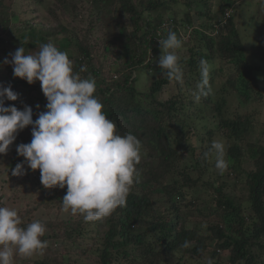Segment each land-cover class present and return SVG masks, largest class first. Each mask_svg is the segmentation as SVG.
I'll return each instance as SVG.
<instances>
[{"label":"trees","instance_id":"obj_1","mask_svg":"<svg viewBox=\"0 0 264 264\" xmlns=\"http://www.w3.org/2000/svg\"><path fill=\"white\" fill-rule=\"evenodd\" d=\"M7 1L0 0V8ZM33 1L41 3L40 0ZM57 1L61 4L62 15L75 10L73 0ZM89 1L91 11L85 19L89 23L85 28L87 34L78 37L63 25L61 19H58L55 29L28 26L31 32L27 35L30 40L27 53L39 50L42 44L60 36L55 41L56 46L68 54L73 62V71L81 78L91 76L95 79V96L103 104L107 118L116 124L117 134L132 133L141 141V158L144 162L136 165L137 176L125 206L117 207L111 215L97 221L86 222L82 215H72L70 211L65 218L44 221L47 231L41 239L48 242V247L42 254L43 258L32 262L16 255L15 264H50L46 260L50 251L49 243L55 241L63 244L61 257L64 260H67V255L71 254L70 250L74 247V251L78 250V255L88 261L90 257L86 254L90 249L79 250L84 245L82 238L95 227L99 232L104 228L103 245L97 248L96 256H93L90 264H187L189 261L208 264L209 260L212 264H264V143L256 144L248 139L251 118L248 115L227 117L223 111L225 100L214 102L212 117L215 118L216 129L230 143L228 175H233L237 181L241 173L245 176L242 179L243 197L236 195V200L229 193H224L226 181L223 180L217 186L203 181L211 156L205 159L204 153L210 145L203 147L202 153L196 156L194 151L197 147L188 142L193 134L189 120L202 117L201 111L188 112V108L195 106V95L199 92L197 85L201 82V60H206L210 71H213L209 73L211 91L203 95L205 102L213 103L212 82L216 75L223 72L212 66L216 62L227 61L236 68V71H229L226 82L231 91L237 93L243 103L261 99L262 90L256 80L258 71H255L258 67H253L244 58L243 44L233 23L234 15L224 17L225 12H232L240 0H215L218 6L216 11L211 9L213 0H197V7L202 5L206 10L196 9V16L208 22L198 26L195 22L197 19L190 12L178 19L170 8L171 3H178L177 0H135V3L133 0ZM94 1L101 8L97 12H94ZM193 3L194 0L186 1L189 8ZM50 9L54 15L55 8ZM168 12L171 15L166 19ZM104 14L113 18V31L109 34L102 31L103 43L98 52L102 61L113 58L117 66L115 69L105 66L108 61L101 62L100 56L94 54L95 48L86 40V36L94 31L97 21ZM187 27H194L189 36ZM1 30L0 46L3 47L0 49V61L4 54V44L16 51L28 43L15 47L12 45L14 36L5 39L9 27ZM170 31L175 32L182 41L187 36V42L190 43L187 56L180 55L182 85L169 81L159 68L161 47L158 40L165 39ZM10 66L0 69V86L11 87L18 94V99L14 102L5 99V107L15 106L22 111L26 105L20 100L21 92L27 101L30 100L28 107L32 108L35 121L41 112L47 111V99L41 84L36 81L30 85L25 80L15 78ZM82 67L86 71H81ZM140 70L151 74V81L145 90L137 88V73ZM171 83L177 86V93L166 100L160 99V94ZM17 139L20 144L30 143L32 127L20 131ZM147 152L151 153L150 157L153 154L157 158L154 167L144 158ZM9 160V176L17 187L30 185L34 190L42 192L37 205L53 207L58 212L63 210L62 198L67 187L45 188L41 178H33V175H41L39 170L28 168L24 157L19 156L16 150ZM247 160L251 162L252 168L244 171L241 166ZM17 164H24V174L13 176L12 170ZM188 169L195 170L197 177L194 178ZM198 183L207 186L212 196L208 207L198 212L204 219L188 228L179 206L184 202L188 208L196 207ZM185 190H192V196L188 198ZM174 196L178 198L177 201H174ZM18 215L22 220L21 227L26 228L31 223L26 218L30 216L28 209L19 210ZM208 216L216 218L215 221H205ZM66 242L71 245H66ZM185 242L188 243L187 248L182 246ZM207 249H211L212 254L205 257ZM224 252H228L226 262L222 259Z\"/></svg>","mask_w":264,"mask_h":264},{"label":"clouds","instance_id":"obj_2","mask_svg":"<svg viewBox=\"0 0 264 264\" xmlns=\"http://www.w3.org/2000/svg\"><path fill=\"white\" fill-rule=\"evenodd\" d=\"M158 42L162 51L161 74L182 85L177 51L183 46L182 39L170 31ZM4 63L12 65L16 78L30 85L40 82L47 111L33 121L31 107L25 106L22 111L15 106L5 107V99L14 102L18 94L11 87L0 86V155L7 153L18 132L31 126V142L18 145L16 151L24 157L28 168L39 170L45 188L67 187L62 198L63 211L80 214L90 222L125 206L137 176L142 144L132 133L117 134L116 124L107 118L103 104L95 96V79L81 78L75 73L68 54L51 41L31 53L21 46ZM81 71L86 68L82 67ZM200 71L196 101L211 91L210 66L206 60H201ZM211 154L215 155V168L223 174L229 167L225 143L214 140L204 158ZM22 174L24 164H17L12 175ZM21 225L15 209L0 206V264H15L16 255L25 258L42 255L48 247V242L41 239L47 231L43 223L32 222L26 228ZM182 246L187 248L188 243Z\"/></svg>","mask_w":264,"mask_h":264},{"label":"rangeland","instance_id":"obj_3","mask_svg":"<svg viewBox=\"0 0 264 264\" xmlns=\"http://www.w3.org/2000/svg\"><path fill=\"white\" fill-rule=\"evenodd\" d=\"M73 1L74 2L72 3L75 6V10L64 16L61 13V4L57 0H40V4H37L33 0H9L7 2H4L3 6L5 8H0V30L2 28L6 29L9 27V31L6 34L5 39L9 38V36H14V38L12 39V45L18 47L21 44H26L28 41H30L27 36L31 32L28 31V26H35L37 29L44 30H49L50 28L55 29L58 24V19H61L63 25L69 27V31L77 34L78 37H82L83 35L87 34L85 28L89 23H87V20L85 19H87L88 14H90L91 4L89 0ZM177 1L178 3H171L170 8L176 13L178 19H181L185 13L190 12L193 14V18L195 20L197 19V21H195L196 26L201 24L206 25L207 20L204 18L198 19L195 13L196 9L206 10V7H203L202 5L201 7H197V0H194V3L190 8L186 4V1L190 2V0ZM94 2V12H97L101 8L98 5V2ZM133 2L135 3V0H133ZM50 8H55L54 15L51 14L50 10L52 9ZM211 9L213 11H216L218 9L215 0L211 2ZM231 13L230 15H234L233 23L235 24L236 32L238 33L239 38L243 44L244 58L253 67H258V69H256L255 71H258L256 80L259 84L260 89L262 90L261 99H252L249 100V102L247 103H243L239 98L238 94L231 91L229 86L226 84L227 80L229 79V71H236V68H234V65L229 61L223 63L216 62V64L213 65L212 68H215L216 70L220 68L223 72L219 73V71H215L216 74H219L215 76L211 86L212 92L214 94L213 103L209 104L205 102L204 96L201 95L199 101L193 100V104L195 106L193 108H188L189 113L192 110L202 112V117L192 118L191 120H189L190 128L192 129L193 134L192 136H190L188 142L197 147V149H195L194 151L195 155H200L203 151V147L211 145L214 140H222L226 145V159L229 163L230 161L228 156V149L230 143L223 135H221V133L217 131L215 118L212 117V110L215 101L221 99L225 100L223 111L227 117H245L248 115L251 118L252 122L248 134V139L256 144L262 145L264 143V0H240L234 6V8H232ZM166 15L167 16L165 17L167 19L168 17H170L171 14L168 12L166 13ZM113 22L114 20L109 14L102 15L100 20L97 21V25H95L94 31H91L92 33L86 36V40L89 41V43L95 48L93 49L95 55L100 56L99 52L101 51V49H99V47L102 46L103 43L101 42V40H103L102 31H105V33L108 34L111 33L113 31V29L111 28ZM125 23H127V19H125ZM3 29L1 31H3ZM59 37L60 36H55L50 40L56 45L55 41ZM189 44L190 43L187 42V36H185V38L183 39L182 48L177 50L179 56H184L185 54L187 56V47ZM4 45V54L0 61V69L2 70L3 67L11 65L5 64L4 61L6 59L10 61L11 54L15 52L11 50L10 45ZM2 47L3 46H0V49H2ZM24 48L27 53V49H29V42L24 46ZM160 55H162V51L160 52ZM100 61H108L107 63H105V66H108L110 68L115 69L117 67L113 63V58H109L106 61H102V56H100ZM10 67L13 70L12 65ZM137 77L138 90H145L151 81L150 72L140 70L137 73ZM176 93L177 86L174 83H171L160 94V99L166 100L172 95H175ZM20 100L26 106H28V101H30L29 99L27 101L25 94H22L21 92ZM209 132L211 133L209 134ZM19 144L20 141L16 138L7 153L0 155V206H6L15 209L17 212L19 210L21 211L28 209L30 216L26 218L28 220H31V223L36 221H42L43 223L44 221H49L50 219H55L57 217L65 218L69 216L68 213L63 210H61V212H58L56 208H45L41 207L39 204L37 205L42 196V192L34 190L30 185L27 184H22V187H17V185L12 182L11 177L9 176V159L11 154L17 149V146ZM169 145L172 146V143L170 142ZM200 145H202L201 148ZM149 154L151 153H148V155H144V158L149 160V163L154 167L157 163V158H154L155 156L153 154L152 157H150ZM141 161L144 162L142 158L140 162ZM241 168L244 169V171H248L252 168V164L249 160H247L242 163ZM188 171L194 178L197 177L195 170L188 169ZM241 174L242 175L241 177H239L238 181L233 175H228V169L223 174H220V172L215 168V155L211 154L209 160V167L206 168L203 181L215 183L216 186L220 184L223 180L226 181L227 187L226 190H224V193H229L228 195H230L233 200H236L237 196L243 197L242 187H244V183L242 182V179H245V176L243 173ZM33 178L35 179L36 177L33 175ZM197 187L198 191L195 192L198 198L196 202V207L190 206V208H188L189 206L186 207L184 202H181L179 206L181 210L180 213L185 218V225L188 228H190L194 224L200 223V221L204 219L198 212L204 211L208 207L210 197L212 196L207 186L202 185V183H198ZM184 193L188 198L192 196V190H185ZM177 199L178 198L174 196V201H177ZM245 206H248V204H245ZM161 210H163V208ZM209 219L215 221L214 219L216 218H211L210 216H208L205 221ZM103 231L104 228L99 232L98 229L95 227L93 228V230L90 231V233L87 234V236L82 238L84 240V245L83 248H81L79 251L86 248L90 249V251H88V253L86 254L90 257L88 261L85 257H81L80 255H78V250L74 251V247L70 250L71 254L67 255V260H64L65 258L61 257V255H63V244L61 243V241L49 243L50 251L47 255L46 260L50 264H90L93 259V256H96L97 248L99 246L102 247L103 245ZM66 243V245H71L70 242ZM211 254L212 250L207 249L204 256L208 257ZM222 255L223 261L226 262L228 259V252H224ZM17 256L21 257L19 255ZM42 258L43 255L37 253L34 254L32 257L25 259H30L33 262L35 260H41ZM120 264L125 263L121 262ZM187 264L196 263L189 261L187 262Z\"/></svg>","mask_w":264,"mask_h":264},{"label":"built area","instance_id":"obj_4","mask_svg":"<svg viewBox=\"0 0 264 264\" xmlns=\"http://www.w3.org/2000/svg\"><path fill=\"white\" fill-rule=\"evenodd\" d=\"M230 13H231V10L225 12L224 17L227 18V17L230 15ZM193 28H194V27H187V33H188L187 36H189L190 34H192ZM215 28H217V27L215 26ZM217 29H218V28H217ZM217 29H216V31L214 32L215 34L217 33ZM19 134H20V132H18L17 137L19 136ZM17 137H16V138H17ZM35 177L38 178V179H40V178H41V175H36Z\"/></svg>","mask_w":264,"mask_h":264}]
</instances>
